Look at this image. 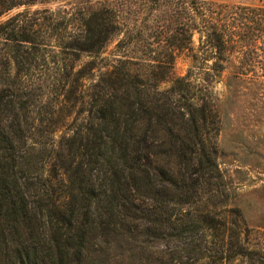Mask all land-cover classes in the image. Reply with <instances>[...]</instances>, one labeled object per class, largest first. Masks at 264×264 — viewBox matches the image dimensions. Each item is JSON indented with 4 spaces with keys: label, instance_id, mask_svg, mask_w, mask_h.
Segmentation results:
<instances>
[{
    "label": "trees",
    "instance_id": "obj_1",
    "mask_svg": "<svg viewBox=\"0 0 264 264\" xmlns=\"http://www.w3.org/2000/svg\"><path fill=\"white\" fill-rule=\"evenodd\" d=\"M54 1L0 0V17ZM0 39V264L247 255L213 85L230 62L236 79L264 83L263 8L80 0L20 13Z\"/></svg>",
    "mask_w": 264,
    "mask_h": 264
},
{
    "label": "rangeland",
    "instance_id": "obj_2",
    "mask_svg": "<svg viewBox=\"0 0 264 264\" xmlns=\"http://www.w3.org/2000/svg\"><path fill=\"white\" fill-rule=\"evenodd\" d=\"M77 1L80 0H57L48 4L23 6L1 16L0 25L26 11L46 8L56 11ZM205 1L264 9V0ZM115 45L116 41L109 46L106 56L114 51ZM5 56L6 49L0 39V58ZM214 62L212 60L208 64ZM236 64L238 62L225 64L227 69L213 85L222 122L218 136V162L228 183V209L238 210L246 224L240 241L247 255L225 264H264V83L236 79ZM190 66V58L182 55L176 63L177 75L185 76ZM64 133V129H61L56 138L59 139Z\"/></svg>",
    "mask_w": 264,
    "mask_h": 264
}]
</instances>
